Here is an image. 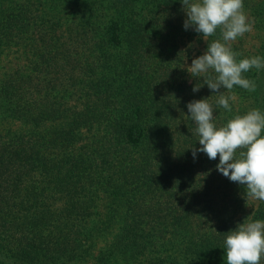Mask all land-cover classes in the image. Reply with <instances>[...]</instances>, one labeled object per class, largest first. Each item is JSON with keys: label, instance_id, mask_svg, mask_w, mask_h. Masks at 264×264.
<instances>
[{"label": "trees", "instance_id": "16d2710c", "mask_svg": "<svg viewBox=\"0 0 264 264\" xmlns=\"http://www.w3.org/2000/svg\"><path fill=\"white\" fill-rule=\"evenodd\" d=\"M243 4L256 44L232 50L264 58V0ZM186 19L182 0H0V264H226L228 232L264 221L219 156L193 157L187 109L264 112V69L218 106Z\"/></svg>", "mask_w": 264, "mask_h": 264}, {"label": "clouds", "instance_id": "9594fccd", "mask_svg": "<svg viewBox=\"0 0 264 264\" xmlns=\"http://www.w3.org/2000/svg\"><path fill=\"white\" fill-rule=\"evenodd\" d=\"M187 19L184 28L192 27L207 41L204 54L194 58L187 71L201 77L204 84L217 94L216 104L231 112L230 100L236 96L225 95L234 86L250 92L256 91L255 81L244 73L255 68L264 69V58L254 56L237 60L231 43L252 30L244 13L243 0H182ZM219 29L220 38L208 43ZM197 84L193 92L199 91ZM223 89V91H221ZM191 121L198 135L199 149L210 160L219 156L217 170L230 181L245 186L246 197L264 202V112L252 109L236 115L223 126L214 123L213 106L207 99L193 100L187 104ZM226 264H260L264 258V221L244 222L229 231L224 241Z\"/></svg>", "mask_w": 264, "mask_h": 264}, {"label": "rangeland", "instance_id": "374dc122", "mask_svg": "<svg viewBox=\"0 0 264 264\" xmlns=\"http://www.w3.org/2000/svg\"><path fill=\"white\" fill-rule=\"evenodd\" d=\"M245 14L248 18V22L252 25V20H251L250 15H248L247 13H245ZM243 37H245L247 40L246 44L244 45V48L246 50L252 51L254 49L253 45L256 44L255 31L253 29V25H252V30L250 32L245 33ZM198 51H202L201 44H196V51L191 55L190 58H188L186 66L190 67L192 60L194 58H198L200 56Z\"/></svg>", "mask_w": 264, "mask_h": 264}]
</instances>
